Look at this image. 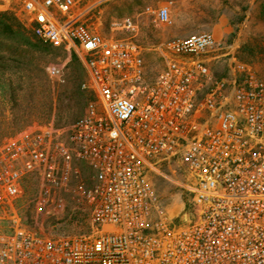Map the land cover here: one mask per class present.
I'll use <instances>...</instances> for the list:
<instances>
[{
    "label": "built area",
    "instance_id": "obj_1",
    "mask_svg": "<svg viewBox=\"0 0 264 264\" xmlns=\"http://www.w3.org/2000/svg\"><path fill=\"white\" fill-rule=\"evenodd\" d=\"M75 9L22 1L38 40L74 48L94 98L0 144V264H264V80L239 62L213 74L210 32L153 44L164 68L151 74L137 20L104 37ZM140 15L171 23L169 4ZM164 171L181 176L176 212L152 181Z\"/></svg>",
    "mask_w": 264,
    "mask_h": 264
},
{
    "label": "rangeland",
    "instance_id": "obj_2",
    "mask_svg": "<svg viewBox=\"0 0 264 264\" xmlns=\"http://www.w3.org/2000/svg\"><path fill=\"white\" fill-rule=\"evenodd\" d=\"M23 0H0V12H9L23 27L12 25V32L0 34V144L27 127L52 122L65 125L80 118L92 93L82 89L89 85L83 61L74 48L52 46L32 33L28 16L22 11ZM79 20L104 37H120L112 24L125 17L139 23L138 40L145 48V61L151 74L164 68L162 57L151 46L173 38L171 23L155 27L151 17L140 15L149 6L169 4L170 17L184 16V25L198 27L196 33L209 32L208 26L219 24V17L230 27L228 34L215 38V46L207 55V64L217 77L227 74L235 62L246 64L264 80V0H74ZM19 30V31H18ZM49 65L62 69L59 78L47 73ZM169 179L153 176L160 197L178 210L182 197L181 176L176 172ZM27 195L34 183L27 184ZM25 218L28 205L20 204ZM71 230L72 226H64Z\"/></svg>",
    "mask_w": 264,
    "mask_h": 264
},
{
    "label": "crops",
    "instance_id": "obj_3",
    "mask_svg": "<svg viewBox=\"0 0 264 264\" xmlns=\"http://www.w3.org/2000/svg\"><path fill=\"white\" fill-rule=\"evenodd\" d=\"M184 16L172 17L171 34L175 37L184 38L193 34H197L198 27H189L184 25ZM219 24L209 25L207 28L213 34L214 38L220 39L225 34H228L230 27L224 23L222 17L218 18Z\"/></svg>",
    "mask_w": 264,
    "mask_h": 264
},
{
    "label": "trees",
    "instance_id": "obj_4",
    "mask_svg": "<svg viewBox=\"0 0 264 264\" xmlns=\"http://www.w3.org/2000/svg\"><path fill=\"white\" fill-rule=\"evenodd\" d=\"M12 25H15L19 30H24L12 14L9 12H0V34L5 35L6 33H11Z\"/></svg>",
    "mask_w": 264,
    "mask_h": 264
}]
</instances>
